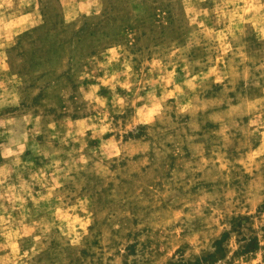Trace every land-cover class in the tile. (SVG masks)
<instances>
[{"label":"rangeland","instance_id":"obj_1","mask_svg":"<svg viewBox=\"0 0 264 264\" xmlns=\"http://www.w3.org/2000/svg\"><path fill=\"white\" fill-rule=\"evenodd\" d=\"M0 264H264V0H0Z\"/></svg>","mask_w":264,"mask_h":264}]
</instances>
